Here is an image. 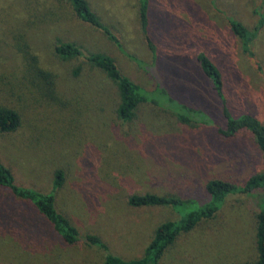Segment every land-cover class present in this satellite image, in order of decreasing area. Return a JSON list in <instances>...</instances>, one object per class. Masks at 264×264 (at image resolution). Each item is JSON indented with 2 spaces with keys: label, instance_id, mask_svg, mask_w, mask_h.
Masks as SVG:
<instances>
[{
  "label": "rangeland",
  "instance_id": "374dc122",
  "mask_svg": "<svg viewBox=\"0 0 264 264\" xmlns=\"http://www.w3.org/2000/svg\"><path fill=\"white\" fill-rule=\"evenodd\" d=\"M88 1L105 23L116 28L127 53L150 63L137 1ZM255 11L264 17L263 0H150L152 39H159L154 31L161 33L165 23L169 38H174L175 59L167 64L165 54L159 53L165 50L156 53L162 57L156 65L166 76V96L174 101L171 105L162 94L150 95L157 104L140 105L131 121L122 122L115 115L118 98L113 84L83 60L59 59L54 52L57 40L79 44L84 55L92 49L105 51L123 76L149 91L154 88L151 77L55 0H0V106L15 108L22 117L17 132L0 134V161L11 170L16 185L42 193L50 192L53 172L62 168L65 183L56 193V208L81 236L78 244L67 246L44 225L41 234L20 232L18 226L33 209L0 189V264H103L105 254L84 243L88 234L100 237L115 256L141 258L154 230L180 215L170 207L132 208L129 196L152 193L198 203L208 199L209 180L241 186L264 173V156L247 133L231 141L217 134L224 126L222 103L191 61L193 51L202 46L199 40L184 44L191 34L190 16L203 22L206 15L217 13L220 21L211 35H222L223 17L253 31L258 23ZM224 36L230 40L227 32ZM237 44L227 56L225 52L213 56L223 76L227 108L234 118L249 113L264 125V26L250 45L253 59L243 53L240 40ZM26 52L56 76L59 102L47 103L38 96L40 101L33 105L29 90L19 88L29 71ZM77 67L79 76L73 77ZM177 104L197 113L190 123H179L169 109L175 110ZM258 193L264 195V190ZM257 205L254 195L228 196L213 219L180 235L160 264L253 262ZM15 227L19 232L12 239L8 233Z\"/></svg>",
  "mask_w": 264,
  "mask_h": 264
},
{
  "label": "trees",
  "instance_id": "16d2710c",
  "mask_svg": "<svg viewBox=\"0 0 264 264\" xmlns=\"http://www.w3.org/2000/svg\"><path fill=\"white\" fill-rule=\"evenodd\" d=\"M58 4L67 7L73 19L79 24L90 28L100 34L101 37L112 43V45L125 58L133 62L141 71L151 77L154 88L147 90L142 86L132 82L123 76L118 70L114 60L107 56L105 51L92 49L84 55L83 48L75 42H62L57 40L54 47L55 55L62 61L83 60L92 69L101 72L114 86L118 102L115 115L122 122L131 121L136 110L142 104L151 102L157 104L155 99L148 96L158 94L166 96L168 94L158 70L155 66L156 49L151 39L149 31V7L150 0L137 1V20L144 42L152 54V63H146L137 57L130 55L122 46L117 31L111 24L105 23L99 14L91 7L88 0H55ZM264 3V0H263ZM258 16V23L249 31L242 23L234 19L227 18L228 26L234 36L241 41L243 53L251 59L254 58L250 45L259 29L264 26V17L260 11H255ZM30 53L26 52V55ZM27 60V59H26ZM198 65L204 76L211 82L212 91L222 103V113L224 126L217 130V134L225 141H231L247 133L251 141L264 156V125L261 121L249 113H243L234 118L227 108L224 97V80L220 69L208 58L204 52L196 55ZM29 71L20 81L19 88L29 90L28 98H32V104L38 103L41 99L48 102H59L60 97L56 89V76L41 69L36 61V57L28 56ZM257 69L260 74L263 70L259 64ZM80 68L72 70L73 77L79 76ZM169 104L173 105V99L169 96ZM167 108V107H166ZM168 109V108H167ZM179 123H190L192 117L197 114L185 105H176L173 110ZM168 109V110H169ZM173 115V114H172ZM22 126V117L17 109L0 106V134L17 132ZM244 138V136H242ZM65 183V172L58 167L53 172L51 190L42 193L33 188L18 186L11 170L0 161V189L8 191L11 197L25 202L32 207L31 213L27 216V221L18 226L20 232L30 231L41 234V227L44 225L61 242L67 246H75L81 240L77 228L70 220L56 208V193L62 189ZM208 199L196 202L194 199L182 200L176 196H159L152 193L134 194L127 198V204L132 208L144 207H170L176 211L179 218L176 221H166L161 223L153 233V237L146 247L141 258L134 260H124L110 253L104 241L93 234L83 237V241L89 248H94L105 254L103 264H160L167 249L174 244L182 234L192 231L200 222L211 220L221 209L228 196L234 194L254 195L257 201L258 212L255 216V260L244 264H264V195L258 193L264 190V173L249 177L241 186L222 179L209 180L205 186ZM198 201V200H197ZM3 226H0V230ZM10 229V228H7ZM16 227L12 228L8 236L14 239L18 235Z\"/></svg>",
  "mask_w": 264,
  "mask_h": 264
},
{
  "label": "crops",
  "instance_id": "0c3cea01",
  "mask_svg": "<svg viewBox=\"0 0 264 264\" xmlns=\"http://www.w3.org/2000/svg\"><path fill=\"white\" fill-rule=\"evenodd\" d=\"M210 16L206 15L207 21H203V22H200L198 20V18H196V16H190V23H188V26L190 28L192 35L189 34L188 39L185 36L184 44L193 43L194 41L199 40L200 45L202 46L201 50H197L195 53L193 51L192 56H191L192 63L197 67L199 65H198V62L196 60V55L199 52H204L208 56V58L217 66V64L215 62V58L213 57L215 55V52L218 54H222L223 52H225V54L227 56L230 53V50L232 49L231 45L235 44V49L237 48V45H238L237 43H238L239 39L232 34V32L230 31V28L228 26V22L225 20L224 17H223V21H225V25L223 23L222 26H223V29L226 30L225 33L223 32L221 35V32H220L219 34L215 33L214 35H211V32L213 30H215V27L217 26L216 21H220V19L218 17L219 15L217 13H211ZM196 20H198V22H196ZM150 26H151V18H149V29H150ZM224 26H225V28H224ZM167 28H168V24L165 23V26L162 28L161 33H157L156 31H154V33H155L154 36L156 38H159V39L153 40L152 37H151V39L155 44L156 53H157V50H165V52H159V53L165 54L163 56V60H165L166 63L169 64L171 62V60L175 59L173 57L174 56V38L173 37L169 38L170 32H169V30H167ZM226 32L229 35L230 40H227L226 37L224 36L226 34ZM150 33H151V31H150ZM162 34H166V35H162ZM220 35H221V37H220ZM145 46H146V43H145ZM146 48H147V46H146ZM170 49H172L173 52L170 51ZM183 50H184V48H183ZM150 54H151V52H150ZM130 55H132V54H130ZM151 57H152V54H151ZM138 59H139V57H138ZM140 60H142V59L140 58ZM161 60H162V57L160 55L159 56L156 55L155 66L158 70V73H160V71H159V68L156 65V63H158ZM142 61H144V60H142ZM144 62H146V61H144ZM152 62H153V59H151L150 63H152ZM146 63H149V62H146ZM173 65H174V63L170 64L171 67ZM159 75L164 80L163 83H165L166 80L163 77H166V76H162L161 74H159ZM203 76H204V74H203ZM204 78H206V77L204 76ZM166 79L171 80V78H169V77H167Z\"/></svg>",
  "mask_w": 264,
  "mask_h": 264
}]
</instances>
